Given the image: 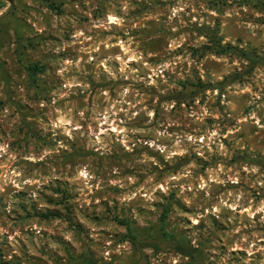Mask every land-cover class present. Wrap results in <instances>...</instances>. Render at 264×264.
<instances>
[{
    "label": "rangeland",
    "instance_id": "rangeland-1",
    "mask_svg": "<svg viewBox=\"0 0 264 264\" xmlns=\"http://www.w3.org/2000/svg\"><path fill=\"white\" fill-rule=\"evenodd\" d=\"M2 2L0 260L264 264L260 2Z\"/></svg>",
    "mask_w": 264,
    "mask_h": 264
},
{
    "label": "trees",
    "instance_id": "trees-1",
    "mask_svg": "<svg viewBox=\"0 0 264 264\" xmlns=\"http://www.w3.org/2000/svg\"><path fill=\"white\" fill-rule=\"evenodd\" d=\"M260 2V6L264 8V1L258 0ZM2 0H0V5H2ZM48 6L51 8H55L57 6H54L53 2H49ZM198 51H201V54H204L206 52H212L215 54H233L235 56L241 57L243 59H246L249 63L248 70L251 71L258 63H259V57L257 54L246 51L242 47H239L237 45H232L230 43L227 44H221L219 41V38L216 37L215 33H211L209 35V41L208 43L203 44ZM25 69L28 73L29 78L34 81L36 80V74L38 72H42L44 70V66L40 64L39 62H31L27 63L25 65ZM226 80H232V77L228 76L225 77ZM185 86V84L183 83ZM207 86V85H206ZM208 88V87H205ZM177 102L181 101L180 97L175 98ZM168 209L164 208L161 212V221H162V227H163V235L167 237L168 239H172L175 241V250L184 256L195 258L196 254L195 252L197 249L190 245L187 241H184L183 239L177 238L175 234L169 233L165 230V219L167 217ZM122 223L127 225V228L129 231H131V228L128 226L129 223L125 220H121ZM0 264H20L18 261H12V262H4L0 260ZM61 264H100L97 259L94 257L93 253L89 251L88 249H84L81 253L78 255H70L69 259L66 263Z\"/></svg>",
    "mask_w": 264,
    "mask_h": 264
}]
</instances>
